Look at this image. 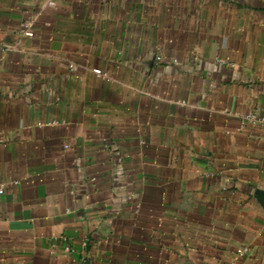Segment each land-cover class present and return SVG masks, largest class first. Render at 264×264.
<instances>
[{
    "label": "crops",
    "instance_id": "0c3cea01",
    "mask_svg": "<svg viewBox=\"0 0 264 264\" xmlns=\"http://www.w3.org/2000/svg\"><path fill=\"white\" fill-rule=\"evenodd\" d=\"M250 112L264 0H0V264H264Z\"/></svg>",
    "mask_w": 264,
    "mask_h": 264
},
{
    "label": "built area",
    "instance_id": "2783aa9c",
    "mask_svg": "<svg viewBox=\"0 0 264 264\" xmlns=\"http://www.w3.org/2000/svg\"><path fill=\"white\" fill-rule=\"evenodd\" d=\"M25 36L30 37L31 36V32L30 30H28V28L26 27V31L24 32ZM158 60H160V58H157ZM94 74L101 77L103 76V74L101 73V71L99 69H94L93 70ZM243 123H249V124H257V125H263L264 126V117H258L256 114L250 112L247 113L243 116ZM2 190H0V194H2ZM66 250H68V248H66Z\"/></svg>",
    "mask_w": 264,
    "mask_h": 264
}]
</instances>
